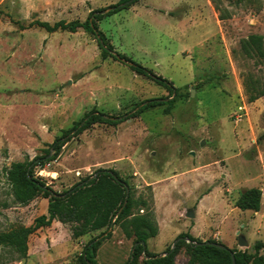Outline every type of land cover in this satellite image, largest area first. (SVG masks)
Returning <instances> with one entry per match:
<instances>
[{
    "label": "rangeland",
    "instance_id": "374dc122",
    "mask_svg": "<svg viewBox=\"0 0 264 264\" xmlns=\"http://www.w3.org/2000/svg\"><path fill=\"white\" fill-rule=\"evenodd\" d=\"M123 5L0 0V233L47 213L41 195L25 206L13 201L5 170L42 155L90 111L119 121L72 134L33 176L60 194L113 170L134 202L103 236L73 239L75 224L52 222L29 236L23 260L0 247V264L74 263L96 237L97 264H125L136 245L131 220L139 216L156 225L146 242L154 255L189 233L251 255L261 242L257 254L264 256V95L250 100L264 93V56H247L241 47L258 35L264 54V0H139L109 13ZM91 12L103 16L97 28L113 51L167 80L174 95L133 64L103 57L96 35L82 28L47 33L33 24L83 23ZM153 99L160 105L135 113ZM252 188L261 191L259 211L237 209L239 195ZM184 254L182 248L176 264L185 263Z\"/></svg>",
    "mask_w": 264,
    "mask_h": 264
},
{
    "label": "trees",
    "instance_id": "16d2710c",
    "mask_svg": "<svg viewBox=\"0 0 264 264\" xmlns=\"http://www.w3.org/2000/svg\"><path fill=\"white\" fill-rule=\"evenodd\" d=\"M137 1L139 0H121V3L124 4L123 7L109 13L126 9ZM95 14L96 12H91L83 23L59 21L51 25L47 22L37 21L33 24L44 29L47 33L57 31L75 33L77 29L82 28L86 32L96 35L103 57L111 53L114 58L117 57L133 64L139 74L153 77L157 83L168 88L174 95L177 89L167 80L154 76L146 68L113 51L112 46L107 43L104 35L97 28L96 22L101 20L103 16H95ZM262 41L261 36L250 35L241 41L242 50L247 56L263 57ZM263 95L264 93L261 91L254 92L250 95V100L254 101ZM170 101L172 102L173 99ZM171 102H169V106ZM158 105L160 104L157 100H150L145 105L139 106L135 113L138 114L144 109ZM169 106L165 108V113L168 112ZM118 121L96 111H90L84 114L80 121L75 122L70 129L63 131L60 136L54 138L53 142L47 146L48 148L42 150V155L36 156L32 160L25 159L22 162L12 163L5 170L13 201L18 205L25 206L41 195L47 200V213L35 218L28 227L20 226L8 232L0 233V247L7 248L17 255L18 260H23L27 257L29 236L42 228L50 227L53 221L61 224H75L71 229V237L78 239L92 232H98V237L103 236L112 224L118 223L130 215L134 202L126 190V182L119 178L113 170H100L95 178H85L60 194L52 192L42 180L33 176L35 167H41L56 159L68 137L72 134L78 135L87 126L94 124L117 125ZM51 150H53V154H50ZM260 201L261 191L252 188L239 195L235 207L241 211L258 212ZM131 224L136 245L125 264H176L175 258L182 248H185L186 260L184 264H232L231 254H233L235 264H264V256L257 254L263 247L261 242L254 244L255 254L251 255L246 251L228 249L221 242L215 240L205 242L223 245L225 249L202 243L201 240L194 238L189 233L179 234L176 239L180 240L174 245V248H167L163 256L158 257L146 249L147 240L156 236L157 229L154 222L148 216H139L131 220ZM98 237L86 243L76 261L70 264H97L96 251L100 243ZM185 241H189L190 244H186ZM141 257L143 259L140 261Z\"/></svg>",
    "mask_w": 264,
    "mask_h": 264
},
{
    "label": "water",
    "instance_id": "95a60500",
    "mask_svg": "<svg viewBox=\"0 0 264 264\" xmlns=\"http://www.w3.org/2000/svg\"><path fill=\"white\" fill-rule=\"evenodd\" d=\"M193 94V91H191V95ZM188 217L192 218L193 216L192 215H189ZM180 239H176L174 244H173V247L171 249L174 248V245L179 241ZM202 243H205V244H209V245H212L214 247H217V248H220V249H225V247L223 245H220V244H216V243H210V242H202ZM142 244V243H141ZM238 245L241 246V247H247L248 244L247 242L245 241V239L243 237H239L238 238ZM162 255H159L158 257H162ZM231 261H232V264H235L234 262V259H233V254H231Z\"/></svg>",
    "mask_w": 264,
    "mask_h": 264
},
{
    "label": "crops",
    "instance_id": "0c3cea01",
    "mask_svg": "<svg viewBox=\"0 0 264 264\" xmlns=\"http://www.w3.org/2000/svg\"><path fill=\"white\" fill-rule=\"evenodd\" d=\"M53 222H57V221H53ZM162 255V254H161Z\"/></svg>",
    "mask_w": 264,
    "mask_h": 264
}]
</instances>
